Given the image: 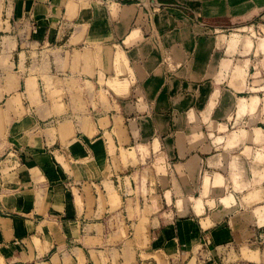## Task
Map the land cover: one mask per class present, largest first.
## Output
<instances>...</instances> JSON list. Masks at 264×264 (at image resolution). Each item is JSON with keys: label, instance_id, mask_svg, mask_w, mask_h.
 <instances>
[{"label": "crops", "instance_id": "1", "mask_svg": "<svg viewBox=\"0 0 264 264\" xmlns=\"http://www.w3.org/2000/svg\"><path fill=\"white\" fill-rule=\"evenodd\" d=\"M0 264H264V0H0Z\"/></svg>", "mask_w": 264, "mask_h": 264}]
</instances>
